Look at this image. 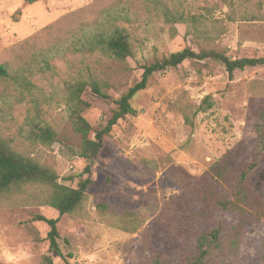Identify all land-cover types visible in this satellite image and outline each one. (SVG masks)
Here are the masks:
<instances>
[{
	"label": "rangeland",
	"instance_id": "obj_1",
	"mask_svg": "<svg viewBox=\"0 0 264 264\" xmlns=\"http://www.w3.org/2000/svg\"><path fill=\"white\" fill-rule=\"evenodd\" d=\"M115 27L128 34L131 57L119 61L75 49L84 33ZM184 47H212L230 58L264 57V0H0V65L16 67L60 50L51 60L53 70L32 78L31 93L12 99L0 136L55 171L60 183L76 187L87 162L79 156L80 136L62 98L63 79L92 75L109 96L88 89L82 96L90 104L83 116L96 130L144 65ZM0 92L17 94L1 78ZM205 97L210 106L199 110L207 105ZM262 98L264 65L230 77L220 62L185 60L153 73L131 100L136 113L105 137L92 165L93 183L73 212L59 216L48 204L51 186L41 182L20 183L0 196V264H38L44 255L55 264H175L181 251L193 248L196 229L212 221L194 215L197 200L181 190L177 173L209 181L212 165L233 167L246 159ZM32 118L51 127L53 142L28 136ZM249 185L264 201V158ZM126 211L135 212L134 219ZM36 215L58 217L62 256L50 251L49 226ZM220 216L228 232L236 221L228 213ZM156 254L159 263L152 261ZM211 264H264V219L244 225L233 259Z\"/></svg>",
	"mask_w": 264,
	"mask_h": 264
},
{
	"label": "trees",
	"instance_id": "obj_2",
	"mask_svg": "<svg viewBox=\"0 0 264 264\" xmlns=\"http://www.w3.org/2000/svg\"><path fill=\"white\" fill-rule=\"evenodd\" d=\"M27 1L35 2L37 0ZM78 46L82 50L97 51L119 61L133 55L128 34L120 27H115L111 31L104 28L90 30L83 34L82 41L74 46L75 49ZM59 52L60 50L55 55L43 52L30 62L16 67L0 65L1 80L11 84L17 91L15 95L0 92V120L9 117L12 99L21 101L24 98V92L30 94V90L35 88L36 85L32 81L33 77L53 70L51 60ZM185 60L220 62L230 77L235 70L264 65V57L230 58L212 47H203L198 51L184 47L144 65L140 79L116 99V107L112 115L104 126L96 130L83 116V112L90 107V104L82 96L87 89L103 99H108L109 96L92 75L86 77L81 75L68 76L63 79L62 98L72 128L80 136L79 156L87 162L76 187L60 183L55 171L19 154L11 148L9 141L0 136V196L20 183L41 182L51 186L48 204L57 210L59 216L73 212L93 183L92 165L104 147L105 137L119 120L136 113L131 105L132 98L136 93L146 88L153 73L177 67ZM203 102H206L207 105L206 107L200 105L199 110H204L210 106L208 97H205ZM28 123L27 133L31 138L47 144L55 140V132L48 125L34 121V118L30 119ZM252 128L255 141L251 152L246 159L233 167H222L220 164L212 165L206 174L209 176V181H206L205 178L186 177L184 174L177 173L176 182L181 190L187 194H192L197 200L199 209L194 215L203 218L209 215L212 221L209 226L196 229L193 237V248L181 251L175 264H211L213 260L227 263L228 259L234 258L239 247L244 225L251 219H264V201L258 198L249 185L253 170L264 158V98L259 100L255 106V119ZM85 174L86 176H83ZM204 182L206 184L202 186ZM220 213H228L236 221L228 232H225L224 220ZM123 215L134 219L136 213L126 211ZM35 218L49 226L47 239L50 251L62 256L57 241L59 237L58 217L47 218L43 215H36ZM130 230L135 231L136 226ZM142 236L147 239L145 233ZM160 260L159 254L153 255V263H159ZM38 264L55 263L51 255H44Z\"/></svg>",
	"mask_w": 264,
	"mask_h": 264
}]
</instances>
